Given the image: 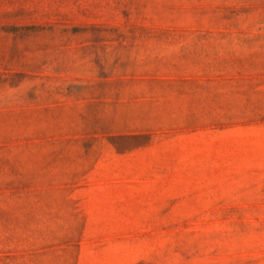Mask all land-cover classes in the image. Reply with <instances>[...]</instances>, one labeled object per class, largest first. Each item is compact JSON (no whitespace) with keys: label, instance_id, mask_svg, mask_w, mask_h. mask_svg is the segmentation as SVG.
<instances>
[{"label":"rangeland","instance_id":"374dc122","mask_svg":"<svg viewBox=\"0 0 264 264\" xmlns=\"http://www.w3.org/2000/svg\"><path fill=\"white\" fill-rule=\"evenodd\" d=\"M0 264H264V0H0Z\"/></svg>","mask_w":264,"mask_h":264}]
</instances>
